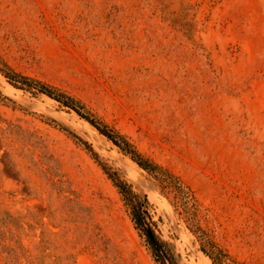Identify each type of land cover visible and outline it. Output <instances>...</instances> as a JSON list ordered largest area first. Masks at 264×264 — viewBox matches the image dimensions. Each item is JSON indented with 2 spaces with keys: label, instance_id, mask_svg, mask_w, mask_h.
Instances as JSON below:
<instances>
[{
  "label": "rangeland",
  "instance_id": "obj_1",
  "mask_svg": "<svg viewBox=\"0 0 264 264\" xmlns=\"http://www.w3.org/2000/svg\"><path fill=\"white\" fill-rule=\"evenodd\" d=\"M1 60L124 134L191 188L211 240L264 264V0H0ZM54 122L147 198L175 264H213L175 192L1 72L0 264H156L113 181Z\"/></svg>",
  "mask_w": 264,
  "mask_h": 264
},
{
  "label": "trees",
  "instance_id": "obj_2",
  "mask_svg": "<svg viewBox=\"0 0 264 264\" xmlns=\"http://www.w3.org/2000/svg\"><path fill=\"white\" fill-rule=\"evenodd\" d=\"M0 72L16 88L27 91H37L56 100L61 105L75 111L80 117L88 121L102 135L116 145L125 155L129 156L140 168L148 172L160 181L164 188H170L176 194V206L184 212L190 220L193 232L198 236L202 244V251L213 262V264H243L235 259L222 247L218 246L210 235L199 226V217L202 205L194 192L185 185L182 180L161 165L146 157L138 148L121 132L112 128L107 123L93 114L84 103L59 89L42 81L24 76L13 70L3 60L0 61ZM54 125L72 137L77 143L83 145L87 152L102 166L103 170L113 181L117 188L130 218L138 231L140 238L151 253L156 264H175L171 258L169 244L164 241L155 231L151 217L147 210L148 200L142 199L134 190L133 185L111 172L106 165L100 162L99 154L83 138L70 129L54 122Z\"/></svg>",
  "mask_w": 264,
  "mask_h": 264
},
{
  "label": "bare ground",
  "instance_id": "obj_3",
  "mask_svg": "<svg viewBox=\"0 0 264 264\" xmlns=\"http://www.w3.org/2000/svg\"><path fill=\"white\" fill-rule=\"evenodd\" d=\"M133 164H135V163H133ZM136 165V164H135ZM137 166V165H136ZM138 167V166H137ZM208 260H209V262H210V259L208 258V257H206ZM212 263V262H211Z\"/></svg>",
  "mask_w": 264,
  "mask_h": 264
}]
</instances>
